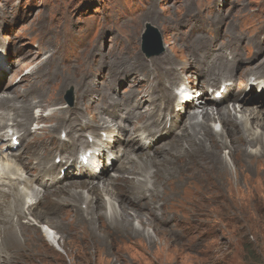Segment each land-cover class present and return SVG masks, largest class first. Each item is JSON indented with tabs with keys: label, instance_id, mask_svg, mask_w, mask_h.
<instances>
[{
	"label": "rangeland",
	"instance_id": "374dc122",
	"mask_svg": "<svg viewBox=\"0 0 264 264\" xmlns=\"http://www.w3.org/2000/svg\"><path fill=\"white\" fill-rule=\"evenodd\" d=\"M146 25L157 30L162 49L158 55H146L141 49ZM202 41L206 42L203 44ZM190 44L197 45V57L204 61H212L219 48L225 49V60L234 64L230 80L231 95L239 88V81L247 80L246 84H242L244 87L257 78H261L264 83V69L258 71L264 63V0H0L1 105L13 106L11 109L22 112L23 104L14 101L6 103L16 98L28 104L42 95L51 101L59 94L58 107L70 109V113L64 116L66 121L62 122L63 126L53 131L52 127L57 126V120L39 122L27 119L29 124L27 121L22 123L28 124L27 129L33 133L32 139L48 141L47 149L54 145L56 149L49 152L48 158L49 164L55 167L51 172L56 173L58 180L66 172V181H71H62L59 185L66 184L58 188L57 184L50 188L43 187L44 191L56 189L45 195V207L31 215L23 203L14 207V210L0 207L5 214L10 215L13 222H19L18 226H14V236L7 233L4 236L0 225V264H264V164H258L255 168L244 163L239 165L242 175L244 173L240 182L243 189L241 192L228 193L227 201L242 204L241 210L222 211L208 206L195 228L189 221L193 217L191 205L197 200L194 193L188 191L199 183L186 178L185 175L190 171L186 170V166L190 162L185 156L171 160L166 159L165 155L168 149H176L174 153L180 149L189 153L190 146H197L195 140L190 141L192 132L190 135L184 132L191 127L190 122L184 121L172 140L171 134L159 138V149L153 157L144 152L153 154L155 147L142 150L136 148V154L132 155L134 158L131 157V168L125 173L121 170L127 155L124 154L125 150L120 152L117 148L124 141L123 138L128 136V131L121 134L116 128L115 124L121 123L118 110L123 102H128V106L138 112V105L134 101L143 98L144 104L139 108L140 112L145 110L143 118L147 115L153 117L155 111L154 116H163L161 123L165 124L166 130L171 129L172 117L168 114L166 118L164 115L167 111H174L176 97L173 102L159 109L160 105L165 104L166 97L153 93L155 81L152 77L162 74L158 60L164 57L166 51L169 55H181L184 52L181 57H188L187 48ZM233 48L239 52L235 58L228 56ZM180 61L183 65H190L185 57L180 58ZM164 65L167 67L168 62ZM197 65L198 69L195 67ZM190 66L178 86H169L172 93L185 87L184 82L188 76L195 77L194 72L200 73L199 63ZM250 68L253 73L249 72ZM165 81L157 82V89L171 85ZM200 81L202 79L196 76V82ZM186 85H190L187 92L189 96L198 89L203 91L200 85L196 86L192 82H186ZM69 88L73 89L72 107L65 102ZM220 88L223 90L225 86ZM247 88L244 93L235 95L240 99L248 96L247 104L241 110L253 108L259 102L264 109V95L259 94L263 98H258ZM132 91L134 98L129 97ZM105 95L109 98L107 102L104 101ZM215 95L217 99L220 93ZM226 104V110L233 109L229 102ZM53 108L31 107L29 117L40 114L47 116L53 112ZM165 109L166 112H163ZM107 113L110 117H100ZM8 119L1 117L0 125L10 124ZM99 119L116 120L110 123V127L115 125L111 128L115 129V133L108 137L111 129L102 131L98 127ZM196 121L203 122L205 119L199 116L195 117ZM68 127L78 141L65 147L62 145L68 135ZM214 138L210 136L208 141ZM90 140L100 145L95 149L97 152H94L96 159H101V153L105 157L112 154L109 155L114 158L110 159L111 163L117 168L104 172L97 180V185L84 183L91 178L87 173L90 170L87 164L80 175L74 168L65 171V167L61 169L58 164L64 155L77 161L80 153L76 144L80 141L89 145L96 144H90ZM216 144L207 145L219 151L221 144ZM236 144L240 146V142ZM221 152L231 169L235 170L228 152ZM201 153L208 152L201 150ZM56 155L58 157L53 160ZM140 156L152 160L145 165L151 168L143 176L139 170L143 165ZM157 171L161 173L158 174L159 178L158 175L154 176ZM114 175L119 176L108 178ZM145 177L154 178L155 181L148 188L149 182L143 184V190L150 196L138 199L137 189L129 186L134 180L144 181ZM109 179L114 180L109 187L115 193L103 192V195L99 194V200H95L96 194H93L91 188L104 191ZM76 184H82V188H75ZM79 192L85 197L93 196V204L101 207L84 213L85 201L73 197V194ZM145 202L146 207L140 205ZM109 204L116 208L125 205L131 214L136 211L146 224L149 221L153 224L143 228L136 217L130 223L112 222ZM47 208L55 209L54 215L47 217V211H44ZM15 210L22 211L23 218H19ZM163 211L166 212L164 216L160 214ZM36 212L59 224L57 227L55 224L51 226V231L61 237L62 251L50 246L45 239L41 226H47L48 229L49 225L47 222L38 223L34 218ZM99 214L107 216V225L97 219ZM154 214L159 215L156 217ZM9 254L12 255V261L7 259ZM27 254L30 256L28 259L25 257ZM44 255L49 258L43 259Z\"/></svg>",
	"mask_w": 264,
	"mask_h": 264
},
{
	"label": "bare ground",
	"instance_id": "6f19581e",
	"mask_svg": "<svg viewBox=\"0 0 264 264\" xmlns=\"http://www.w3.org/2000/svg\"><path fill=\"white\" fill-rule=\"evenodd\" d=\"M206 41L208 42V39ZM206 41H202V43L204 44ZM189 46L190 47L187 48L189 50V55L187 53L188 57L187 56H183V57L189 60L190 65H193L194 63H199L200 73L194 72L195 77L188 76L186 82L189 83L192 82V84L194 85L196 84V86L200 85L203 91L198 89L196 90V92H194L192 96H188L187 90L190 85L187 86L186 82H184L185 87H181L179 88V90H176L177 93H174V91L172 93L171 89L169 88V86L171 87L178 86L184 77V73L187 70H189L191 67L188 64L183 65L180 61V58H183L181 57V55L184 52L181 53V55L178 54L169 55V53L166 51L164 57L158 60V64L161 68L162 74L160 76L152 77L153 80L155 81V89H153V93H156L161 97L163 95L166 97V99L164 98L165 104L160 105L159 109H162L170 102H173V100L176 97L173 106L175 108L174 111L172 113L168 111L166 112L167 109L163 111L166 112V115H164V117L168 118L169 115L172 117L171 119V121L173 120L172 128L166 130L165 124L163 125L161 123L163 116L162 115L154 116L155 111L153 112V117L152 116L149 117V115H147L145 118H143V114L145 110L140 112L141 109L140 106L141 104L142 105L144 104L142 103V101L145 100L143 98L139 100L140 104L138 98L137 101H134V103H137L138 105L137 106L139 110L138 112H135L134 109H131V107L128 106V102L127 103L123 102L121 105V109L118 110L119 111L118 119L120 120L121 123L115 125L121 134H123L125 131H128V136H126V138H123L124 141L122 140L123 142L121 143L120 147L117 148L120 149V152L125 150L124 154L127 155L126 161L124 165L121 167L122 172L125 173L131 168L132 165L131 157H133L136 154L135 153L136 148H141L140 150H142L145 148L153 149L155 147L153 154L142 151L146 154H150L153 157L155 156L156 150L159 147L157 146V140L159 138L171 134L172 135L171 140H172L175 137V135L178 133L182 123L184 121L190 122L191 127L190 128L188 127L189 129L188 130L186 129V131L184 132H186L188 135H190L192 132L193 135L190 136V141L195 140L197 146L196 147L190 146L189 153H184L183 151H181L182 149H180L179 152L174 153L176 149L170 150L167 148L168 150L165 151V155L167 156L166 159H171V160L177 159V157L185 156L184 158L186 160H189L190 162L186 166V170L188 171L190 170L189 173L185 175L186 178L199 183L193 186L191 189L189 188L188 191L194 193L193 196H195L194 198L195 200H197V202L194 201V203H192L191 205L193 217L189 221V223L192 224L193 228H195V226L199 224L200 220L202 219L200 218L201 214H203L206 211V208L208 206H213L222 211L233 210V209L241 210L243 208L242 204L239 203L233 204L227 201L228 193L241 192L243 189L240 182L242 180V177L244 176V173L242 175L241 171L239 170V165L241 163H244L246 165L249 164L248 166L255 168L256 165L258 164H264V115H263L264 109L261 108L262 103L259 102L253 108L241 110L243 106L247 104L246 98L248 96H244L243 99H240L235 96L244 93V90L248 87L247 89L250 90V93L252 94L254 93L257 95L258 98L262 99L263 97L260 96L264 95V83L261 82V78H257L255 79V81H253V83L248 84L246 87H244L242 86V84L243 83L246 84L245 81L247 80L245 79V81L244 80L239 81V88L233 91L234 95H231L230 88L232 86V82L230 80L232 79V74H233L232 69L234 68V64L232 62L230 63L225 60L227 56L226 51H224L225 49L219 48L218 49L219 52L217 53V55L216 56L213 55L212 61H204V60H200L197 57V52H198L197 45L193 46L190 44ZM185 47L187 46L185 45ZM231 51L232 53L228 54V56L235 58V56L239 55V52L236 51L234 48L231 49ZM208 55L209 53L207 54V56ZM165 62H168L167 67L165 65L162 66V64H164ZM219 65L220 67H218ZM195 67L197 68L198 65ZM206 68H208V70H206ZM263 69H264V63H263V67L259 68L258 71H261ZM249 72L253 73L251 68ZM196 76L197 78H201L202 81L197 83ZM263 79H264V75H263ZM161 80H166L165 82L166 83L169 82L171 85L168 86L163 85L157 89L156 83ZM150 81L153 82L152 80ZM219 85L220 87L225 86V88L222 90L220 87H218ZM211 88L213 89L212 94H210L208 90ZM180 89H182V91H180ZM197 91H199V93ZM218 92L220 93V98L216 99L215 94H218ZM133 94L134 92L132 91V93L129 94V97L132 98ZM58 95L59 94H57V97H55V99L51 101L47 100V98H45V96L42 95L38 100L34 102H30L28 104H25L26 102L17 100L16 98L13 99L11 98L9 102L6 103L7 105L9 103H13L14 101L17 104L20 105L23 104L22 112H18L17 110H15V108L11 109V107L13 106L5 107V105L4 106L1 105L3 100H0V118L8 117L9 118L8 120L11 122L10 124L7 125H0V207L2 209L5 208L9 210L12 209L14 210V207H18L19 205H21V203H23L25 204V207H27V211L30 212L31 215L33 214L34 211H39V209L45 207L46 205L45 195L47 193L55 191L56 188L62 187L66 183L71 182V181H66L68 180L67 177L68 175L66 172L64 175L61 176L62 179L59 180L56 178L57 177L56 173L54 174V172H51V170L55 167L53 164L52 165L49 164L50 160L48 158H49V152L51 153L53 152L54 149H56L53 148L54 145H52L51 148L47 149L46 147L49 146L47 145L49 144L48 141L44 142L37 139H32L33 133L29 132V130L27 129L29 120H34L39 122L57 120V124H56L57 126L52 127L53 131L58 129L60 126H63L62 122L66 121V119H64V116L70 113L69 111L70 109L68 108L63 110V108L58 107L60 105V96L58 97ZM181 95L184 96L183 97L184 99L181 98ZM107 99L109 98L105 95L104 101L107 102ZM226 102H229V105H231L233 109L235 108L238 110L233 111V109L230 108L226 110V108H228V104H226ZM31 107L33 108L40 107L41 109L42 108L46 109L48 107H54V108H53V112L48 114L47 116H42L40 114L38 116H34L30 118L31 116L29 115L28 111L30 110ZM209 107L212 109H210ZM148 108L149 106L146 107L145 109ZM220 108H223L224 110H221ZM104 115L110 117V114L108 113L101 114L100 117L103 118ZM199 116L204 118L205 121L195 122V117L199 118ZM22 121H27L28 124H26L25 122L22 123ZM115 121L116 120L99 119L98 127L102 129V131H104L105 129L109 130L115 126L114 125L110 127L111 126L110 123H113ZM70 132H72L71 128L69 129L68 127V131H67L68 135L66 136V139L64 140L62 146L67 147L69 143L75 144V142L78 141L77 138L73 137ZM114 133H115V129H111V131H109L107 136L110 137ZM210 136H215L214 139H211L212 140L211 142L208 141ZM14 137L17 138L16 140L18 142V145L21 146L20 148L17 147L18 145L13 144L12 140ZM237 142H240V146L236 144ZM80 143L81 141L79 142V144ZM94 143H96V141H94ZM186 143L188 144V142ZM208 143L209 144L217 143L216 145L221 144V148L219 151H215L211 146L207 145ZM79 144H76V146H79V153H80L78 160L77 161L70 160L68 157H66V155H64L60 163L61 169L65 167V171H69L71 170V168H74L75 170H77L78 174L80 175L82 174L83 171H85V166L87 164L90 170L88 172L86 169V171L89 174V177L91 178L89 182H84V181H80V182L89 183L90 185L92 184L97 185V180L101 178L104 172L108 170H117L115 165L111 163L110 160V159L114 160L113 157L111 158L109 156L112 154H108V157L107 156L105 157L104 153H101L99 155L101 156V159L100 158L96 159L94 152H97L95 151V149L97 150L99 148L100 146L99 142H97L95 145H89L83 142L80 145ZM16 147L18 149H15ZM91 149L94 152L92 155L87 157V161L85 164L81 156L85 155L86 152ZM201 150H204L208 153L203 154L201 153ZM221 151L228 152L229 154L228 158L231 159L230 161L232 162L233 166L236 167L235 170L231 169L230 163L223 158L222 156L223 154ZM57 157H58L57 155L54 156L53 160L56 159ZM140 158H143V160L140 161L142 162L143 165L140 166L139 168V170L141 171L140 173L143 176L144 174L146 175V172L149 171V169L151 168V167H146L145 165L149 164L152 160H149L144 156H140ZM56 168H58L57 165ZM159 171H157V173L155 172L154 176L161 174L160 173L161 171L160 172ZM260 174L261 173L258 172V176H260ZM117 176L119 175H114L113 177H108V178H114ZM159 177L160 176L158 175L157 178ZM62 181H65L66 183L62 184L61 186L59 184ZM113 181H110L109 179L108 183L107 184L105 183L106 185L104 187V191L98 190L95 187L91 188L93 194H96L95 200H99L98 196L99 194L103 195V192L108 193L110 191L109 194L111 192L112 194L115 193L114 190L109 187V184L112 183ZM116 181H118V179ZM152 181H155L154 178L153 179L146 178L144 181L134 180V182L131 184V186H129V188L135 187L137 189L138 193L137 192L136 193L138 199L147 198L150 196V194H148L143 190L144 189L143 184L149 182V185L147 186L148 188L149 186H152L150 184ZM55 184H57L58 186L54 190L44 191L43 187L50 188L51 186H55ZM75 188L81 189L82 184H76ZM81 194L82 193L80 194L75 193L73 194V197L75 199H81L85 201L86 208L84 209V213L86 210L94 211L95 209L101 207V205L93 204V202H95L93 196L85 197L82 196L83 194L82 195ZM140 205L146 207L147 203L145 202ZM109 209H110L109 210L110 213H112L110 217L112 222L120 221V222L130 223L134 220V217H136L139 219L138 221H140V224L143 228H146V226H151L153 224V223L151 224L152 221L151 222L149 221L148 224H146L145 221L141 219L139 215L140 213L136 211H133V214H131L129 212V209L125 205H119L118 208H116L114 206L112 207L111 204H109ZM44 211H47L46 212L47 217H50L55 213V209L53 208L51 209L47 208ZM21 212L22 211L20 210L14 211L15 214L17 213V216L19 218L22 217L23 215ZM40 212L34 213L35 214L34 218L40 224L44 222L48 223L49 225L48 229L50 231L44 227L42 228V232L44 234L45 239L50 243V246H52L53 248L58 247L62 251L61 243H60L61 237H59L57 233H53L51 231L52 229L51 226L53 227L55 224L57 227L59 224L57 225V223L51 221V218L47 219L44 216H41ZM66 212L69 214V211ZM78 212L81 213V211ZM160 214L164 216L166 215V212L163 211ZM154 215L158 217L159 214H154ZM106 218L107 216L105 217V214L104 215L99 214L97 216V219L100 220V222L102 221L105 225H107ZM184 223L186 222L184 221ZM27 224L30 225V223ZM0 225H2L3 227L4 236L6 235V233L9 234L10 236H14L13 234L14 226L15 225L18 226L19 222L18 220L16 222H13L10 218V215L5 214L0 209ZM30 251L31 250H29V252ZM14 256L17 257V255ZM25 257L27 259L30 258L28 254ZM11 258L12 255L9 254L7 256V259H9L8 261H12ZM42 258L48 259L49 257L47 255H44Z\"/></svg>",
	"mask_w": 264,
	"mask_h": 264
},
{
	"label": "water",
	"instance_id": "95a60500",
	"mask_svg": "<svg viewBox=\"0 0 264 264\" xmlns=\"http://www.w3.org/2000/svg\"><path fill=\"white\" fill-rule=\"evenodd\" d=\"M143 51L147 55H158L161 52L160 50H157V46L160 45V39L157 36V31L149 26H145V31L143 33Z\"/></svg>",
	"mask_w": 264,
	"mask_h": 264
}]
</instances>
